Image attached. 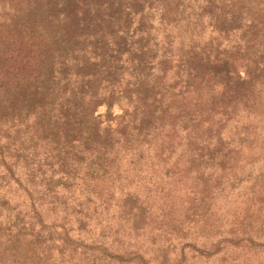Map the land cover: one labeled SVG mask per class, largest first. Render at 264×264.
<instances>
[{
  "label": "trees",
  "instance_id": "1",
  "mask_svg": "<svg viewBox=\"0 0 264 264\" xmlns=\"http://www.w3.org/2000/svg\"><path fill=\"white\" fill-rule=\"evenodd\" d=\"M0 3L7 12L0 21V201L9 212L0 219V264H154L142 241L149 247L158 245L155 238L164 235L185 243L188 235L222 230L226 223L234 248L244 241L254 242L253 234L264 230V179L242 193L238 206L210 218L229 173L211 178L196 163L203 144L221 135L234 116L247 119L258 114L251 109L264 110V88L256 89L261 81L252 82L246 74L241 78L229 58L226 63L218 56L202 57L198 48L190 46L189 56L177 57L173 79L177 87L161 92L150 86L149 74L135 75V66L128 72L119 70L126 66V62L121 65V51L130 40L131 20L137 16L142 21L143 13L134 16L128 7L112 8L105 0ZM238 3L237 9L250 13L253 22L264 23V0ZM50 6L61 17L52 19L46 9ZM117 13L120 27L114 26ZM46 16L52 20L46 21ZM101 25V32L114 29L120 35L121 50L117 45L104 47L103 35L88 46L89 28L97 34ZM262 46L255 55L262 57L258 64L264 71ZM161 57L165 65L166 53ZM139 58L136 64H143ZM166 73L160 75L165 78ZM208 87L214 89L210 97ZM116 101L119 107L129 106V121L105 127L107 107ZM102 105L105 113L98 114ZM163 114L172 118L169 124L164 123ZM185 116L191 121L174 124ZM186 124L190 130L184 145L177 132ZM161 125H166L165 136L169 135L163 141L162 137L154 140ZM135 130L145 136L134 135ZM9 145L18 151L7 152ZM123 145L130 153V164L135 165L126 176L135 172L141 191L127 193L113 184L110 190L102 183L110 170L117 172L114 154L121 161L118 147L123 152ZM182 145L185 151L173 157ZM102 189L126 216L118 224L123 229L120 238L118 233L111 234L109 218L102 226L95 218L99 226L92 225L94 214H99L90 206ZM130 195L134 204L124 199ZM12 200L18 202L14 209L23 207L22 218L8 206ZM133 235L145 239L136 245L123 244ZM210 246L211 254L220 253L217 245ZM184 262L179 255L173 258L174 264Z\"/></svg>",
  "mask_w": 264,
  "mask_h": 264
},
{
  "label": "rangeland",
  "instance_id": "2",
  "mask_svg": "<svg viewBox=\"0 0 264 264\" xmlns=\"http://www.w3.org/2000/svg\"><path fill=\"white\" fill-rule=\"evenodd\" d=\"M111 7L125 6L138 15L143 13L144 19L139 20L138 17H134L131 20L130 33L128 36L129 41L124 43L121 51L122 60L121 65L126 62L124 69L126 72L131 71L134 68L135 75L139 72L143 75H148L152 79L150 86L155 87L161 92H165L166 89L177 87L176 82H173L177 72V57L180 55L189 56L192 48L195 46L201 53V56L210 57L218 56L221 60L225 58L231 60L230 64L233 66V70L239 72L241 78L248 75L252 82L261 81L262 85H257L260 89H263L264 82L262 76L264 71L262 66L258 63L262 62L260 55H255V50L263 49L264 44V23L253 22L252 15L246 13V11H239L237 7L240 5L238 0H105ZM113 4H111V3ZM2 3H0V21L6 18L7 12L1 10ZM51 12L49 16L55 19L59 13L57 8L53 10V7L46 8ZM103 9H106L103 7ZM106 11V10H105ZM44 12V11H42ZM230 14L229 16H225ZM117 13L114 21L115 27H120ZM48 16V15H47ZM44 17L46 21L52 20L48 17ZM138 23H140L138 25ZM108 27L107 24H104ZM101 29H96L95 34L92 27L89 28L88 38L89 44L95 41H101L102 35L104 39V47L108 46L110 49L112 46L117 45L118 49L121 50V43L123 39H119L120 35L114 33V29H106L101 32L102 25L99 26ZM139 29H142L139 35ZM101 32V33H100ZM92 35V37H91ZM92 38V40H91ZM169 43L166 46V43ZM254 43V44H251ZM255 45V46H254ZM258 45V47H256ZM149 46V47H148ZM152 46V47H151ZM65 47V46H64ZM252 50H251V49ZM166 53L167 59L166 64H162L161 57L163 53ZM254 52V53H253ZM120 53V52H119ZM107 54V52L105 53ZM106 56V55H105ZM140 57V58H139ZM143 61V64H136V60ZM91 60V59H90ZM93 61V60H92ZM120 66V65H119ZM93 70V67H89ZM71 70V69H70ZM73 73L75 69L71 70ZM98 71V68L96 69ZM166 71V77H162L160 73ZM108 75L111 74V70H107ZM105 76V71H101ZM173 77V78H172ZM156 92V91H155ZM207 97H210L214 92V89L207 88ZM111 103L108 111V116L105 118V127L116 123L126 124L129 121L127 116L128 109L126 105L119 107V103ZM98 114H104L106 106L102 105L99 107ZM258 114H263L262 109H251ZM258 114H251V117L243 119L240 116H234L222 129L221 135L213 137L212 142L204 143L202 148L199 150L200 158L196 163L198 166L203 168L206 173L214 177L216 173L226 172L229 173L227 180L223 183L224 191L217 196L216 204H214L213 212L210 213V218H218L229 211V209L235 204H239V198L242 193L250 188L253 182L261 184L264 179V118ZM165 114H163V117ZM167 118V119H165ZM172 119L169 115L163 118L164 123L169 124V120ZM189 122L185 116L183 119H177L174 124L181 122ZM224 121V120H223ZM222 121V122H223ZM108 122V123H107ZM155 122L152 119L150 126ZM107 123V124H106ZM166 124V125H167ZM183 124V123H182ZM166 125L158 127V132L154 133V140L162 137V141L165 140L168 135L165 136L164 128ZM136 127V126H135ZM167 129V128H166ZM190 128L188 124L186 127L183 126L182 132L180 133V139L184 141L185 136L188 135ZM166 131H169L168 129ZM134 135L138 137H144L145 133H138L136 130ZM217 136V135H213ZM247 136V138L245 137ZM176 137L172 138V143ZM189 142V141H188ZM186 143V147L192 149ZM159 144L158 150H161L162 145L160 141H155ZM178 143V141H177ZM168 145V144H167ZM177 145V144H176ZM4 147V146H3ZM124 147V145H123ZM185 146H179L172 153L173 157L175 154L181 155L185 149ZM7 152L18 151L14 146H8L5 149ZM118 150L123 153L118 161V157L114 154V165L118 167L117 172L110 170L107 174V178L102 182L106 188L111 190V185L121 186L127 193L130 191H141L139 188L140 182L135 180V172L126 176L130 173V167L135 168L134 164H130L128 149L123 148V152L120 147ZM126 151L128 153H126ZM125 152V153H124ZM167 153V152H166ZM172 158L170 157V161ZM152 159L150 160V162ZM222 169V170H221ZM211 174V175H210ZM126 176V177H125ZM137 181V183H136ZM1 182V178H0ZM136 184V185H135ZM258 185V186H259ZM264 186V185H263ZM129 187V188H128ZM128 188V189H127ZM131 189V190H130ZM106 190L99 192V197H93L92 205L90 209H96L98 217L93 216L92 225L95 227V218L100 225H103L105 219L109 218L110 221V232L112 235L123 230L118 225L121 220L126 217L124 213L120 214L115 198H110L106 193ZM129 199L130 204L135 203V198L125 196L124 199ZM20 200V199H19ZM18 202L9 201L8 206L13 209L15 216L19 214V218L24 215L23 207L14 206ZM20 209V210H18ZM22 209V211H21ZM20 211V212H18ZM8 211L2 206L0 201V219H4L8 215ZM233 212H231L230 217ZM111 214L113 215L111 217ZM229 217V218H230ZM231 219V218H230ZM213 221V220H211ZM3 222L0 221V224ZM17 223V222H14ZM226 226H222L215 232H204L200 234H191L185 238V243L180 239H174L169 236H160L155 238L158 245L152 246L147 242H144L143 236L133 235L132 238L124 240L123 244L135 243V245L141 242L143 250H147L148 256L154 264H174L173 258L179 255L182 260L185 259L184 264H264V230L258 231L253 234V241L239 243L237 248H234L230 243L233 234H229L230 228L228 223ZM96 226L99 225L96 223ZM148 237H146L147 239ZM224 241V242H223ZM46 245V244H44ZM210 245H217L220 253L211 254L212 247ZM152 247V248H151ZM55 251V250H54ZM61 250H58V252ZM53 253V252H52ZM55 253V252H54ZM157 257V259H156Z\"/></svg>",
  "mask_w": 264,
  "mask_h": 264
}]
</instances>
